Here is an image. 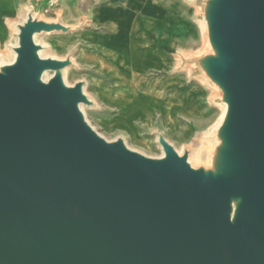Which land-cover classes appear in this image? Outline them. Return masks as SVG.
Segmentation results:
<instances>
[{
    "label": "water",
    "instance_id": "95a60500",
    "mask_svg": "<svg viewBox=\"0 0 264 264\" xmlns=\"http://www.w3.org/2000/svg\"><path fill=\"white\" fill-rule=\"evenodd\" d=\"M201 51L179 54L222 116L193 152L154 136L158 158L88 121L75 50L37 38L83 25L27 4L0 57V264H264V0H192Z\"/></svg>",
    "mask_w": 264,
    "mask_h": 264
},
{
    "label": "rangeland",
    "instance_id": "374dc122",
    "mask_svg": "<svg viewBox=\"0 0 264 264\" xmlns=\"http://www.w3.org/2000/svg\"><path fill=\"white\" fill-rule=\"evenodd\" d=\"M191 1L179 0L187 8L173 18L176 23H189L191 30L173 33L168 25L157 36L156 43L166 49H162L159 56L139 50H127L114 58L104 54L93 38L107 35L111 30L107 24H94L96 7L89 9L90 0H74L62 9L55 5L48 12L38 8L37 14L43 19L52 18V11L59 6L56 12L63 15L66 25L86 24L77 32L45 35L37 40L47 48V56L64 59L75 50L74 60L79 69L69 68L66 82L70 86L82 80L87 82L86 93L97 108L85 109L86 117L108 141L123 137L131 149L158 158L162 152L154 133L162 130L179 153H183L184 148L194 152L222 116L223 109L212 104L214 91L179 66L178 54L198 53L204 45L202 28L195 19ZM123 3L118 2L116 8ZM25 9L24 4L17 13L6 15L1 22L0 57L4 63L13 62L10 46L16 45V29L8 21L24 17ZM194 87L202 89L198 102L206 104L209 111L198 119L183 116L177 119L174 108L189 115L199 113L195 99L188 93Z\"/></svg>",
    "mask_w": 264,
    "mask_h": 264
},
{
    "label": "crops",
    "instance_id": "0c3cea01",
    "mask_svg": "<svg viewBox=\"0 0 264 264\" xmlns=\"http://www.w3.org/2000/svg\"><path fill=\"white\" fill-rule=\"evenodd\" d=\"M72 1L74 0H60L56 6L59 5L62 9ZM121 1L124 2L123 5L116 8V4ZM28 3L33 5L36 13H39L38 8L46 9L55 6L52 5L51 0H0V27H3L1 22H4L6 15L17 13L24 4L27 8ZM88 7L89 9L96 7L94 24H107L111 30L107 35L93 38L102 52L110 58H114L117 54L121 56L127 50L131 52L139 50L140 52H148L159 56L160 51L166 49L156 43L157 36L168 25L173 33H186L191 30L189 23L181 21L180 24L173 20L177 14L182 13L187 8L184 3H179V0H90ZM57 8L52 11L54 16L49 20H56L60 16L64 22L63 15L56 12ZM120 60H122L121 57ZM180 91L186 92V90ZM188 93H191L195 99L199 113L189 115L174 108V115L176 114L177 119L180 116L198 119V117L209 111L206 104L198 102L199 97L202 95L201 88L194 87ZM144 125L149 126V124Z\"/></svg>",
    "mask_w": 264,
    "mask_h": 264
},
{
    "label": "built area",
    "instance_id": "2783aa9c",
    "mask_svg": "<svg viewBox=\"0 0 264 264\" xmlns=\"http://www.w3.org/2000/svg\"><path fill=\"white\" fill-rule=\"evenodd\" d=\"M59 1H60V0H51V3H52V5H56V4H58ZM49 8H50V7H47V8L45 9L46 12L49 11Z\"/></svg>",
    "mask_w": 264,
    "mask_h": 264
}]
</instances>
